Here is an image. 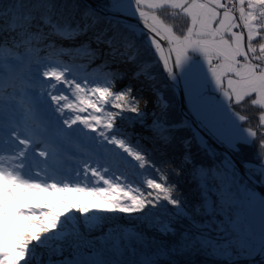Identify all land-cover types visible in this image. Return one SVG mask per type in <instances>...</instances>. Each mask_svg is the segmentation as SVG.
<instances>
[{
    "label": "snow or ice",
    "instance_id": "1",
    "mask_svg": "<svg viewBox=\"0 0 264 264\" xmlns=\"http://www.w3.org/2000/svg\"><path fill=\"white\" fill-rule=\"evenodd\" d=\"M110 10L130 15L137 23L125 25L127 32L113 31L109 36L108 29H97L101 18L84 0H10L0 6V264H107L74 257L57 261L53 256H63L65 244L70 247L72 241L80 248L84 233L79 222L90 232L107 219L97 214L101 211L143 213L147 219L151 209L166 208L161 201H167L175 206L177 217L186 215L181 201L172 196L175 186L168 183V174L119 126L118 121L128 119L125 110L146 115L136 106V97L128 100L131 87L113 92L110 86L77 78L73 64L83 55H94L90 44L73 48L58 41L74 42L91 32L89 40L106 44L113 58L137 63L139 40L173 81L174 68L194 72L199 66L203 72L206 65L205 82L210 76L223 97L224 112L245 123L256 121L255 128L240 131L230 141V149L238 152V143H255L258 136L264 148V0H110ZM181 16L187 24L177 31L168 19ZM148 67L141 64L135 76L154 79ZM245 103L256 109L251 116L233 108ZM166 121L165 112L151 126L154 139L162 144L170 143L169 133L175 127ZM231 124L239 128L235 119ZM118 162L139 170L143 179L130 181L119 171ZM260 172L264 175V165ZM69 193L94 201L69 203ZM56 194L60 212L38 204L21 206L26 199L51 200ZM21 219L27 230L17 228L15 235L10 234ZM162 230L175 233L170 225ZM197 244L211 248V255L223 256L228 264H234V256L243 257V248H234L233 241L220 245L187 232L179 251ZM42 249L48 250L46 261ZM177 251L161 246L152 255ZM260 253L264 255V228ZM140 264L156 260L146 255Z\"/></svg>",
    "mask_w": 264,
    "mask_h": 264
},
{
    "label": "trees",
    "instance_id": "2",
    "mask_svg": "<svg viewBox=\"0 0 264 264\" xmlns=\"http://www.w3.org/2000/svg\"><path fill=\"white\" fill-rule=\"evenodd\" d=\"M96 1L106 7L110 6V0ZM9 3V0H5L0 6H7ZM97 14L101 18V23L97 25V29H108L107 34L109 36L112 35L113 31L127 32L125 25L131 24ZM168 22L174 24L177 31L182 30L187 24L186 19L182 16L174 20L169 18ZM77 41L75 40L74 42ZM135 43L140 51L137 63H127L121 57L113 58L110 55L108 46L99 44L98 47H91L94 55H91L90 62H74V74L77 78L95 81L99 86H109L107 84L108 76L111 72H114L120 80V86L114 89L110 86L113 92L125 91L128 89V85L133 82L147 83L154 86L156 90L163 92L167 103L165 111L167 115L166 123L169 126H175L169 133L171 136L170 143L162 144L156 141L151 127H147L146 131L140 129L139 126H141L140 122L143 117L137 113L125 110L123 115L128 119L120 122L119 126L127 130L134 143L138 142L149 152L150 159L160 167L162 173L168 174V183L175 186L172 196L181 201L182 210L186 215L177 217L175 206L168 204L167 201H161L162 204L167 206L166 208L157 207L151 209L152 215L147 219L143 213L127 215L123 213L98 212V215L107 218L105 220L108 225L116 220L128 219L129 222H134L135 225L143 227L145 233L141 237H136L121 227H106L105 231L94 235L93 229L89 232L82 227L83 221L81 220L79 222L80 230L84 233L81 247L76 248V241H72L73 254L70 257H66L68 259L74 257L77 260L84 259L85 262H89L87 259L91 258L89 256L92 255V260H103L107 264H137L144 260L146 255L150 257L156 256L152 254L161 246L167 249L176 247L179 251L182 234L185 232L191 236L203 235L210 239H215L221 245L234 241L237 235L241 221L240 204L242 199L240 198H243L242 195H238V191H241L240 181L234 173H230L225 167L223 154L210 142L206 141L207 143L203 144L199 139V133L185 119L179 108L178 95L169 80L166 70L163 68V63H154V59L146 44H140L139 40H136ZM98 57H100L99 62L90 66V63L94 62ZM155 59L158 60V57H155ZM110 62L120 63V67L111 68L108 65ZM144 63L149 66L148 73L154 79H147L144 75L139 76V78L135 76L139 66ZM133 97H136L133 93L128 94L129 101ZM127 106L126 104L125 107L127 108ZM136 106L138 105L136 104ZM234 107L238 113L245 116H251L256 112V109L249 107L247 103L239 106L234 105ZM111 110L117 111L116 109ZM163 114L161 113L157 117H162ZM243 124L246 128L256 127V121L251 119L247 123L243 122ZM259 140L260 137L258 136L255 138V143H238V152L229 149L241 162L251 161L254 164H259L264 162V156H258V153L264 154V148L259 146ZM180 156H188L190 162L182 164L179 159ZM118 164L119 171L123 172L130 181L139 183L143 179L137 175L139 170L133 169L123 162H118ZM113 167L115 168L116 165L114 164ZM252 172L258 180H262L263 175L259 168L252 169ZM234 191H236V195ZM200 205H202V208L197 211ZM150 208L151 206L149 205L144 211L147 212ZM193 222H195V227ZM233 224L236 225L235 228H233ZM163 225H170L171 228L175 229V233L166 234L162 230ZM148 230L152 231V233L147 234ZM218 235L223 237V239L218 240ZM134 238H138V240L136 241ZM84 247H91L90 254L85 253ZM233 262L234 264H253V260H233ZM256 262H258L257 264H264V257ZM163 264L171 263L165 262ZM195 264L228 263L200 260Z\"/></svg>",
    "mask_w": 264,
    "mask_h": 264
},
{
    "label": "rangeland",
    "instance_id": "3",
    "mask_svg": "<svg viewBox=\"0 0 264 264\" xmlns=\"http://www.w3.org/2000/svg\"><path fill=\"white\" fill-rule=\"evenodd\" d=\"M64 46L69 47L70 42H66ZM84 59L87 61L88 56L84 57ZM96 63H98V59L94 63L92 62L90 66H93ZM109 64L111 68L120 67L119 63L118 64L109 63ZM203 67H204L203 72L199 70V66H197L194 72H186L185 70L180 69V74H181V77L184 83L186 97L191 103V107L194 113L196 114V116L199 119L205 121L207 123V127L210 130H212L214 133H216L217 136L222 141H224V143H226L227 146H229L230 141L238 137V134L240 131L245 130L247 128L242 125V121H239L235 117H231V113L226 114L224 112L223 108L221 107V102L223 101V97L220 95L218 91H216L214 84L211 83L210 76L207 77L208 82L207 83L205 82V73L207 72V66L204 65ZM109 83L111 84V87L113 88H116L117 86L120 85L119 78L115 77L114 72H111ZM129 87H131L132 89L131 93L139 94L137 107L140 109L141 113L146 114L143 116L142 121L140 122L141 126L139 127L140 129H147V127H151L153 125V121L159 113H165L166 109L164 108V105H167V104L164 100V94L162 91L156 90L154 86L148 85L147 83L133 82L129 85ZM172 93H173V90H172ZM170 94H171V91H170ZM232 119H235V123L236 125L239 126V128L232 127V124H231ZM126 120L127 119L120 120L118 121V123L124 122ZM199 139L203 144L207 143L204 135L199 134ZM186 158L188 161L190 160L188 156L179 157L182 164L185 163ZM257 193L258 192H256L250 186L248 190V194H250V199L254 198ZM58 195L59 194H56V198L51 199V200L44 199V198H36L34 200L26 199L24 206L29 205V204H38V205H42L45 207H50L55 212H60L62 211V205L59 203ZM68 195L72 197V200L69 201V203H78V202L82 203L84 199L94 201V198L89 197V196L81 197L75 193H69ZM20 221L22 222L16 225L15 227H12L9 229L10 234L15 235L17 228H20L21 226L27 227L26 222L24 220L21 219ZM107 223L108 222L106 220H102L99 226L93 229V234L95 235L99 232L105 231V228L108 227ZM246 231L250 232V229L247 227ZM44 235H50V233L44 234ZM254 237L257 238L256 236ZM249 244L253 246L251 242ZM249 244H247L249 250L253 251L250 248ZM39 251H43L45 253L44 260L46 261L48 250L42 249ZM84 251L85 253L90 254L91 247H84ZM72 254H73V251H72L71 246L69 247L68 244L66 243L63 256H53V260H59V259H63L66 257H70L72 256ZM83 261L85 260L83 259Z\"/></svg>",
    "mask_w": 264,
    "mask_h": 264
},
{
    "label": "water",
    "instance_id": "4",
    "mask_svg": "<svg viewBox=\"0 0 264 264\" xmlns=\"http://www.w3.org/2000/svg\"><path fill=\"white\" fill-rule=\"evenodd\" d=\"M87 4L91 5L93 9L101 12L106 17H118L120 19H127L132 21L133 23H137V19L131 16L115 13L104 5H101L96 0H84ZM142 26V22H141ZM174 72L176 77L178 78V84L175 85V89L178 92L179 100H180V108L184 115L191 121V123L206 137L208 141H210L213 145H215L219 151H221L224 155H227L233 163L236 165L238 169L242 171L245 177L249 180L251 185L257 189L259 192V196L253 204L251 210L246 212V218L248 225L251 231L254 234L260 235L262 232V228H264V221H262V214H264V205H262V201H264V181L258 182L255 177L250 173V171L244 166L242 162H240L234 154L224 145V143L213 134L206 126H204L201 121L192 113L188 101L186 98L185 90L180 78L179 69L174 68ZM170 79V78H169ZM171 80V79H170ZM173 82V80H171ZM192 259H187V261H191Z\"/></svg>",
    "mask_w": 264,
    "mask_h": 264
},
{
    "label": "bare ground",
    "instance_id": "5",
    "mask_svg": "<svg viewBox=\"0 0 264 264\" xmlns=\"http://www.w3.org/2000/svg\"><path fill=\"white\" fill-rule=\"evenodd\" d=\"M91 52H92V51H91ZM177 80H178V78L176 77L175 82L178 84ZM228 167L230 168V166H228ZM232 167H233V166H231V169L229 170L230 173H234V174H235V172H242L240 169H238V168H236V167L233 169ZM235 175H236V174H235ZM240 187L243 189V184H241ZM238 192H239L238 195L241 196V195H242V191H238ZM234 194L236 195V191H234ZM240 199H242V198H240ZM243 203H244V202L241 201V204H240V214H242V213L246 210V207L244 206ZM201 208H202V205L199 206V210H200ZM21 222H22V221L17 220V221L15 222V226L18 225V224L21 223ZM108 227H109V228L121 227V228H123L124 230L129 231V232L132 234V236H136V237H141V236H143L144 233H145L143 227H141L140 225H135L134 222H132V223L129 222L128 219H122L121 221L116 220V221L113 222L112 224H109ZM20 228H24L25 230H27V227H23V226H21ZM146 233H147V234H151L152 231L148 230ZM134 240L137 241L138 238H134ZM214 241H215V240H214ZM256 241H257V244L260 245V238H258ZM216 243H217V244H220L218 241H216ZM233 247H234V248H243V257L240 258L238 261H243V260H249V261H250V260H253V264H257L258 262H256V261H258V260H260V259H262V258L264 257V255H262L260 252L257 253V254L254 253V255L249 256V255L247 254V249H248V247L245 246L243 243H236Z\"/></svg>",
    "mask_w": 264,
    "mask_h": 264
}]
</instances>
